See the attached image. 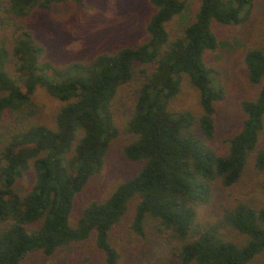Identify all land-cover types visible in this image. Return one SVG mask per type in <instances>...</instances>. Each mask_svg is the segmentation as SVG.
<instances>
[{
	"label": "trees",
	"instance_id": "1",
	"mask_svg": "<svg viewBox=\"0 0 264 264\" xmlns=\"http://www.w3.org/2000/svg\"><path fill=\"white\" fill-rule=\"evenodd\" d=\"M66 1L0 0V264L49 257L91 236L103 264H120L111 232L129 212L132 231L143 237L151 226L181 264H264V205L234 193L248 167L264 193V29L243 46L257 92L239 102V128L222 149L213 141L225 89L206 62L218 46L214 25L246 21L253 0H193L190 20L173 33L167 25L188 0H149L146 40L56 64L25 19ZM184 78L197 91L198 114L170 107ZM37 88L59 102L51 123L34 101ZM124 93L130 137L122 152L141 166L72 223L75 195L119 134Z\"/></svg>",
	"mask_w": 264,
	"mask_h": 264
},
{
	"label": "rangeland",
	"instance_id": "2",
	"mask_svg": "<svg viewBox=\"0 0 264 264\" xmlns=\"http://www.w3.org/2000/svg\"><path fill=\"white\" fill-rule=\"evenodd\" d=\"M249 19L238 25H214L218 46L206 54V62L213 67L215 77L225 89V97L216 104V137L213 141L222 149V139L238 130L242 113L239 102L253 98L257 92L246 78L242 60L243 46L255 41L264 29V0H253ZM183 14L168 23L171 33L190 20L195 1L188 0ZM153 11L149 0H83L81 5L66 1L47 10H33L25 19L34 37L44 47V57L56 64L72 60L89 59L101 51H112L120 46L135 45L147 39L145 24ZM15 74L14 72H12ZM129 95L119 98L115 121L119 134L109 145L101 169L92 175L74 198L70 221L73 223L83 207L91 200H102L122 180L130 177L140 166V161L125 158L122 147L130 134L124 131ZM34 101L44 120L51 123L59 102L43 88H37ZM172 110L189 109L200 113L197 91L185 78L177 96L171 101ZM3 136H0L2 139ZM242 184L234 191L255 205H264V193L251 170L247 169ZM27 181L19 187L24 189ZM215 205L218 198L214 197ZM209 210L213 207L210 205ZM131 212L111 232V243L118 249L120 264H181L173 257L169 244L162 235L147 226L143 237L130 228ZM22 264H103L102 253L95 246L93 236L73 244L69 250L61 249L49 257L33 253ZM197 264V263H190Z\"/></svg>",
	"mask_w": 264,
	"mask_h": 264
}]
</instances>
